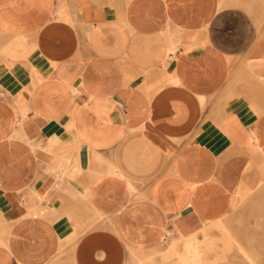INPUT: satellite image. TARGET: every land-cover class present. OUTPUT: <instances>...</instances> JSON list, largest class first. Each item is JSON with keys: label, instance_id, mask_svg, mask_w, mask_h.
<instances>
[{"label": "crops", "instance_id": "crops-1", "mask_svg": "<svg viewBox=\"0 0 264 264\" xmlns=\"http://www.w3.org/2000/svg\"><path fill=\"white\" fill-rule=\"evenodd\" d=\"M263 181L264 0H0V264H151Z\"/></svg>", "mask_w": 264, "mask_h": 264}, {"label": "rangeland", "instance_id": "rangeland-1", "mask_svg": "<svg viewBox=\"0 0 264 264\" xmlns=\"http://www.w3.org/2000/svg\"><path fill=\"white\" fill-rule=\"evenodd\" d=\"M151 264H264V181L256 194L235 200L229 215L197 238H169Z\"/></svg>", "mask_w": 264, "mask_h": 264}, {"label": "bare ground", "instance_id": "bare-ground-1", "mask_svg": "<svg viewBox=\"0 0 264 264\" xmlns=\"http://www.w3.org/2000/svg\"><path fill=\"white\" fill-rule=\"evenodd\" d=\"M55 15H56V14H55ZM67 175H68V174H67ZM251 246H254V247H255L254 244L250 245V247H251ZM254 247H253V248H254ZM242 248H243V247H242ZM242 250H243L244 252H246L247 249L245 250V249L243 248ZM248 258H249L250 261H252V263H255V259H254V257H253L251 254L248 255Z\"/></svg>", "mask_w": 264, "mask_h": 264}]
</instances>
